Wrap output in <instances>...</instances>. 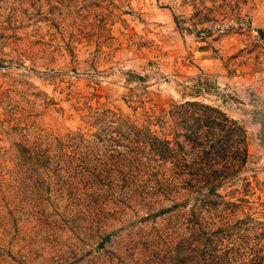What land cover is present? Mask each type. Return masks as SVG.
Wrapping results in <instances>:
<instances>
[{
  "label": "rangeland",
  "instance_id": "obj_1",
  "mask_svg": "<svg viewBox=\"0 0 264 264\" xmlns=\"http://www.w3.org/2000/svg\"><path fill=\"white\" fill-rule=\"evenodd\" d=\"M262 5L0 0V264H264Z\"/></svg>",
  "mask_w": 264,
  "mask_h": 264
},
{
  "label": "crops",
  "instance_id": "obj_2",
  "mask_svg": "<svg viewBox=\"0 0 264 264\" xmlns=\"http://www.w3.org/2000/svg\"><path fill=\"white\" fill-rule=\"evenodd\" d=\"M251 23L253 24V26H264V5H262L261 8H256L251 17Z\"/></svg>",
  "mask_w": 264,
  "mask_h": 264
},
{
  "label": "trees",
  "instance_id": "obj_3",
  "mask_svg": "<svg viewBox=\"0 0 264 264\" xmlns=\"http://www.w3.org/2000/svg\"><path fill=\"white\" fill-rule=\"evenodd\" d=\"M194 104H196V103H195V102H186V105H194ZM182 106H184V105H182ZM182 106H181V107H182ZM216 111H217V110H216ZM217 113H218V115H220V117H222V119L228 121L227 117H225V116L223 115V113H221V112H219V111H217ZM229 123H230V124H234L235 122H234L233 120H229Z\"/></svg>",
  "mask_w": 264,
  "mask_h": 264
}]
</instances>
